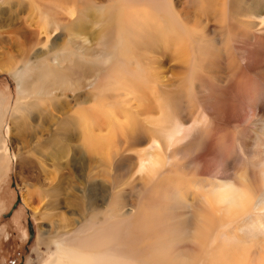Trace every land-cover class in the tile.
<instances>
[{
    "label": "bare ground",
    "instance_id": "obj_1",
    "mask_svg": "<svg viewBox=\"0 0 264 264\" xmlns=\"http://www.w3.org/2000/svg\"><path fill=\"white\" fill-rule=\"evenodd\" d=\"M249 1H255L256 5L264 3V0ZM232 4L233 0L3 1L4 11L19 7L24 12L23 17L19 15L23 18L21 24L16 30L11 28L16 31L12 37L21 54L25 56L28 50L41 45L37 62L26 61L23 68L25 72L34 64L36 70L39 68V81L48 85H43L47 88L43 96L56 89L64 96L65 89L54 85L66 86L64 79L69 85L67 95L71 96L73 106L62 112L66 121L60 124L66 129L68 123H74L81 133L82 148L95 152L103 146L113 151L118 145L127 147L129 142L148 135L147 144L135 151L131 168L137 174V200L147 205L154 202L159 209L149 227L153 225V231L164 236L157 237L151 248L149 241L145 247L133 249L127 245L131 239H122L121 220L114 221L102 233L100 230L95 233L94 229L85 235L82 230L69 241L56 243L55 256L46 264H203L204 255L213 264H264V171L253 182L243 172L235 171L219 188L190 199L188 193L194 194L193 189L182 187L186 193L178 194L177 189L168 187L166 176L177 166L175 153L187 144H183L187 138L184 132L189 130L192 137L188 146L195 153L213 152L204 145V136L210 134L207 129L210 118L230 120V113H224L214 103L238 98L239 91L246 95L245 86L241 90L233 85L227 91L218 86L204 89L203 79H207L210 69H200V57L185 42L187 37L191 40L197 37L194 41L201 54V39L196 33L202 35L209 27L201 23L213 20V26L226 28L224 21L234 10ZM4 11L0 10V14ZM251 15L253 12L249 10ZM259 19H264V14ZM34 24L37 28H33ZM57 32L63 38L47 44ZM105 43L106 49L102 50ZM69 45H73L70 50ZM144 50H149V57L143 55ZM160 56L179 60L172 79L165 78L155 66L160 64ZM247 60L250 57L246 56ZM200 71L205 74L200 75ZM25 72L14 68L12 74L21 78ZM17 88L20 97L23 89L19 85ZM109 93L117 94L123 101L122 110L114 116L102 114V97ZM184 97L188 100L184 101ZM171 101L194 106L185 119L195 123V127L184 129L185 124L169 109ZM263 121L261 118L253 138V148H260L261 152H264V138L260 136ZM239 153L245 157L246 144ZM235 221L238 226L223 230ZM142 240L139 238L138 244ZM160 251L165 255L164 261L156 256Z\"/></svg>",
    "mask_w": 264,
    "mask_h": 264
},
{
    "label": "rangeland",
    "instance_id": "obj_2",
    "mask_svg": "<svg viewBox=\"0 0 264 264\" xmlns=\"http://www.w3.org/2000/svg\"><path fill=\"white\" fill-rule=\"evenodd\" d=\"M3 1L0 0V10L4 11ZM251 2L233 0L234 10L224 21V29L213 26V20L201 23V26L209 25L207 32L202 35L196 33L201 39V54L194 41L198 40L197 37L185 40L186 44L195 48L192 52L200 57V69H210L207 79H203L204 89L218 86L227 91L233 85L241 90L245 86L243 90L246 94L242 95L239 91L238 98L214 103L216 108L230 113V120L209 117L211 123L207 129L210 134L204 136L208 141H204V145L212 148L213 152L195 153L188 146L192 137L189 130L184 132L187 138L183 144H187L175 153L177 166L166 176L168 187L177 189L178 194H185L188 188L193 189L195 193H188L189 199L209 189L219 188L235 171L243 172L251 182L264 171V152L253 148L255 129L261 124L260 119H264V19H259L264 14V3L256 5L255 1ZM12 10L0 14V264L49 263L55 256L56 243L67 242L82 230L85 235L91 234L94 229L95 233L99 230L102 233L108 224L119 220L124 230L122 239H131L127 245L134 249L145 247L143 245L150 241L151 248L157 237L164 236V233L153 231V225L150 228L159 209L153 205L154 202L147 205L137 200V174L132 173L131 168L135 151L147 144L145 138L148 135L129 142L127 147L118 145L113 151H107L103 146L95 152L82 148L81 133L74 128V123H68L66 129L60 124L66 121L62 112L73 106L71 96L67 95L69 85L65 79L66 86L54 85L65 89L64 96L56 88L47 92V97L43 96L48 85L46 81V84L39 81V68L36 70L35 64L26 72L23 68L26 61L37 62L41 45L28 50L25 56L21 54L14 45L13 37L24 12L21 13L19 7L14 12ZM174 10L179 12V8ZM249 10L253 15L249 16ZM33 28H37V24ZM58 34L51 36L47 44L60 41L58 38L63 37H58ZM69 46L70 50L73 45ZM105 49L106 43L102 45V50ZM148 51L144 50L143 55L149 57ZM246 56L250 57L249 62ZM177 61L173 57L169 60L160 56V64L155 66L160 68L165 78L172 79ZM14 68L25 72V75L16 78L12 74ZM201 72L205 74L200 71V75ZM18 85L23 89L20 97ZM183 99L188 100L186 97ZM122 108L123 101L117 94L109 93L102 97L103 115L114 116ZM193 108L172 101L169 104L172 115L185 124L184 129L196 126L185 119L189 118ZM62 129L66 131L62 132ZM203 129L204 125L201 131ZM261 130L260 136L264 138V125ZM104 132L105 129H102ZM245 144L247 153L242 158L239 152ZM238 225L235 221L223 230ZM139 238H143L140 246ZM144 255L148 257L149 253ZM156 256L164 261L165 255L161 251ZM202 260L203 264H213L209 256L204 255Z\"/></svg>",
    "mask_w": 264,
    "mask_h": 264
}]
</instances>
